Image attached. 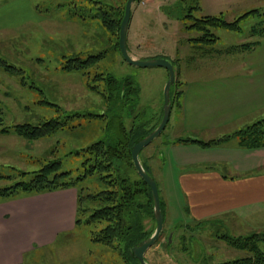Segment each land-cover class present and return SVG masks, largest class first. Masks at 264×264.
Masks as SVG:
<instances>
[{
	"label": "rangeland",
	"instance_id": "obj_1",
	"mask_svg": "<svg viewBox=\"0 0 264 264\" xmlns=\"http://www.w3.org/2000/svg\"><path fill=\"white\" fill-rule=\"evenodd\" d=\"M81 1L0 0V18L11 28L0 32V58L10 65L22 67L26 77V86H23L20 77L0 70V113L4 127L24 123L39 125L52 120L66 123L56 136L35 142L13 135L0 136V175L6 178L0 179V190L30 182L34 177L32 173L55 161L62 163L60 174L71 172L76 176L84 172L83 164L91 158L85 150L95 143L108 142L111 136L109 119L91 120L89 116L91 113H106L109 108L100 95L91 92V85L96 83L93 79L100 73H109L118 79L133 77L141 88L138 107L143 110L145 119L153 118L154 124L162 114L168 71L128 65L115 51L117 35L107 31L99 19H94L100 10H110L109 6L124 8L128 1L94 0L101 5ZM12 4L15 16L11 10L9 14L5 11V7ZM197 4L202 10L193 12L197 19L222 16L225 21L233 23L254 11L249 7L244 10L246 2L238 5L234 0H198ZM190 5L189 1L181 4L179 0L135 3L128 32L130 56L140 61H171L177 82L171 91L174 104L170 125L140 156L142 164L156 181L164 204V230L146 254L149 264H222L240 260L247 254L232 248L225 238L246 239L261 233L249 232L244 223L227 219L228 216L206 222L193 221L187 209V197L179 184L180 177L192 171L195 168L192 164L201 160L220 161L212 168L235 178L243 173V156L254 157L258 153L244 148L242 138L211 147L181 143L175 139L186 140L189 135L178 138L171 133V126L180 104L178 94L183 93L184 82L188 79L184 77L187 73L194 80L215 77L213 73L219 69L217 62L220 60L215 53L234 45L261 40L257 34L264 29V0H258L256 4L261 6L258 9L261 16L253 15L244 20L241 32L212 29L219 39L211 48L213 55H205L203 49L189 43L198 35L187 31L185 22L179 17L181 10L188 9ZM102 52H106V58L95 68H90L88 75L59 70L60 64L71 57L80 56L86 60ZM102 86L101 83V89ZM46 101L52 106L40 104ZM140 113L134 116H140ZM126 124L131 128V120H126ZM19 171L29 175L20 176ZM91 187L97 188L98 184H91ZM81 205L82 210L92 207L87 200ZM90 215V212L82 213L80 219L85 222ZM145 225L147 230L154 228L150 219L145 220ZM104 227L83 223L59 236L54 244L33 248L22 264H139L134 259L126 260L121 255L124 248L119 244L118 250H114L93 242L92 234Z\"/></svg>",
	"mask_w": 264,
	"mask_h": 264
},
{
	"label": "trees",
	"instance_id": "obj_2",
	"mask_svg": "<svg viewBox=\"0 0 264 264\" xmlns=\"http://www.w3.org/2000/svg\"><path fill=\"white\" fill-rule=\"evenodd\" d=\"M82 1L97 3V5L102 4L101 2H94V0ZM142 1L138 0L136 3ZM179 1L181 4H183V1L191 2L188 9L181 10V16L179 17L185 22L187 31L196 32L198 35L197 38L190 39L189 43L207 52H211V48L219 40L213 34L212 29L221 28L238 33L242 30L241 23L244 20L253 15L261 16L259 10H254L244 14L233 23L225 21L222 16H202L197 19L192 14L194 11H202L197 4L198 0ZM109 7L110 10H100L98 15L94 16V19H99L107 31L117 35L115 51L117 50L122 56L119 41L126 5L124 8L118 9L112 6ZM258 33L257 35L264 37V29H260ZM258 44L259 42L246 44L235 48V51H237L236 49L248 51ZM230 51L232 52V50ZM230 51L229 53H231ZM106 56V52H102L98 55H91L86 60H83L80 56L71 57L60 64L59 70L67 73L88 75L87 71L98 66ZM38 62L41 63L42 61ZM0 70L20 77L21 85L26 86V77L22 67L10 65L7 61L0 58ZM93 80L96 83L91 85V92L100 95L109 108L106 113H91L89 116H91V120L109 119L111 136L108 142L95 143L85 150L91 158L87 159L83 164L84 172L76 176L71 172L60 174L62 163L60 161L51 162L38 172L32 173L34 177L30 182L19 183L13 187L1 189L0 202H9L65 190H75L77 193L75 228L83 223L91 226L105 225L100 232L92 234L93 242L114 250H118L117 245L119 244L124 248L121 255L125 256L126 260L134 259L139 263L133 257L131 250L154 234L156 220L152 191L137 173L133 163L132 150L137 142L158 128L163 118V109L157 123L153 124V118L150 120L145 119L143 110L138 107L141 88L131 76L118 79L112 74L100 73ZM101 83L103 84L102 89L100 87ZM175 85H177V82ZM29 88L41 91L32 86ZM178 95L180 97L181 93ZM40 104L52 106L47 101L40 102ZM173 104L174 102L172 101V107ZM139 111H141L140 116H134ZM126 120H131V128H128ZM4 125V118L0 113V136L13 135L28 142H35L56 136L63 131L66 123L52 120L39 125L29 123L14 124L10 127H4ZM237 136L242 138V146L244 148L252 150L264 148V119L239 132ZM179 142L198 144L203 147H211L221 143L220 141L204 143L183 139H179ZM143 167L148 173L144 165ZM19 174L20 176L29 175V173L21 171H19ZM0 179L6 178L0 175ZM91 184H98V187L92 188ZM86 200L92 207L89 210H82L81 204ZM161 208L164 215V204L162 201ZM85 212H90L91 215L83 222L80 219V215ZM146 219L154 222V228L147 230ZM225 241L232 248L245 252L247 256L240 260L222 264H264V232L253 234L246 239L225 238Z\"/></svg>",
	"mask_w": 264,
	"mask_h": 264
},
{
	"label": "crops",
	"instance_id": "obj_3",
	"mask_svg": "<svg viewBox=\"0 0 264 264\" xmlns=\"http://www.w3.org/2000/svg\"><path fill=\"white\" fill-rule=\"evenodd\" d=\"M234 1L238 5L246 2L244 10L261 9L256 5L258 0ZM13 5L6 6L5 11L9 14L11 10L15 16ZM2 25L5 27L0 32L11 29L0 18ZM260 39L251 43L259 42L248 51H235L244 43L215 53L220 57L219 69L213 73L215 77L194 80L189 73L184 76L188 79L184 82L171 133L178 138L187 134L190 138L186 140L204 143L220 141V145L240 139L239 132L264 119V37ZM204 54L213 55L206 50ZM231 56L234 58L228 60ZM171 119L172 114L169 125ZM255 151L258 156H243V173L235 178L212 168L220 163L217 160L192 164L195 168L180 177L179 184L193 221L228 216L227 219L244 223L249 232L264 231V148ZM76 210L75 190L0 202V264H22L33 248L54 244L59 236L73 231Z\"/></svg>",
	"mask_w": 264,
	"mask_h": 264
},
{
	"label": "water",
	"instance_id": "obj_4",
	"mask_svg": "<svg viewBox=\"0 0 264 264\" xmlns=\"http://www.w3.org/2000/svg\"><path fill=\"white\" fill-rule=\"evenodd\" d=\"M137 1L138 0H128L126 4L125 16L121 25L120 41H119L122 57L124 61L132 67H137V68L158 67V68L166 69L169 73V79L164 91L165 100H164L162 121L155 131H153L150 135L137 142L132 150L133 163L137 170V173L146 182V184L149 186V188L152 191L153 200H154V216L156 220V230L149 239L142 241L139 245L132 248L131 253L133 254V257L139 261L140 264H149L146 260V254L162 236L164 230L165 218L161 208V199H160L158 185L156 181L144 169L142 162L140 160V155L148 146H150L154 141H156V139H158L164 133L170 122L172 108H173L171 91L176 84V72L173 63L169 60L156 59L151 61H140L130 56L128 51V32L132 18V9ZM172 238L173 236L171 235L170 242L172 241Z\"/></svg>",
	"mask_w": 264,
	"mask_h": 264
}]
</instances>
